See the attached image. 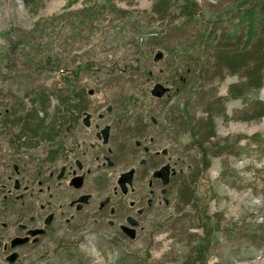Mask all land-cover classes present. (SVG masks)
<instances>
[{
	"label": "rangeland",
	"instance_id": "obj_1",
	"mask_svg": "<svg viewBox=\"0 0 264 264\" xmlns=\"http://www.w3.org/2000/svg\"><path fill=\"white\" fill-rule=\"evenodd\" d=\"M197 1L203 7L215 4V0ZM66 5V0H47L38 8H29L22 0H0V111L12 105L14 95L23 97L29 106L27 95L33 94L22 76H16L15 80L14 74L6 77L10 63L7 53L13 44L20 45L15 47L17 53L33 54L36 49L46 48L60 57L74 56L70 68L88 60L97 68L96 74L86 70L80 73L79 85L87 92L89 110L82 114L73 131L65 135L72 146L69 158L45 166L44 183L35 175L42 148L29 150L34 157L28 152L25 153L29 157H24L11 149L0 134V187L13 194L15 203V211L10 215L0 213V261L10 264L9 257L16 254L17 261L13 264H182L190 241L196 234L198 238L191 246L197 245L203 231L192 227L188 216L177 211L173 196L169 202L163 199L164 184L158 172L168 165L176 171L181 167L187 171L196 150L188 131L190 121L179 118L184 125L175 136L168 129L174 126L176 110L186 104L195 119L205 116L203 109L207 102L227 95L228 85L238 77L227 76L220 83L214 77L206 82L200 79L186 95L184 92L183 96H172L169 62L175 56L161 44L145 43L150 33L160 34L166 24L150 18L152 0L118 2L129 10L128 18L100 17L96 27L76 36L77 42L71 46L61 37L64 22L58 23L52 34L47 29L52 17L66 11ZM86 5L80 1L71 9L82 10ZM198 25L195 30L204 27V23ZM190 39L194 47L189 42L183 46L186 54L200 55L202 48L194 38ZM164 42L172 45L170 39ZM140 43L141 47L144 44L148 47L143 53L137 47ZM11 55L16 56V52ZM138 57L141 70L127 73L120 70L129 65L135 68ZM205 59L202 56L206 63ZM42 81L34 84L38 87ZM43 84L51 90V111L56 103L51 93L63 88L64 83L53 71ZM158 84L165 88L162 93L154 92ZM257 95L264 100V86ZM129 98L128 107H121L120 102ZM243 105L241 99H230L226 103L230 119L215 116L217 136L256 135L257 139L240 141L241 149L236 148V155L212 157L209 169L199 172L197 177L195 191L200 205L207 206L214 227L219 226L221 218L220 224L225 229L214 232L207 264H264V241L249 236L254 228L264 225V117L258 121L233 118ZM116 119L125 121L126 127L135 128L133 122L143 127L140 132L135 131L140 136H133V131L127 137L135 150L117 153ZM213 141L219 143L217 138ZM145 146L147 150H142ZM23 160L27 163L17 171L25 176H15L16 171L10 173V166ZM61 167H65L63 174ZM132 169L131 182L123 181V176ZM97 177L105 178L106 186L98 184L101 178ZM75 178L80 180V187L73 185ZM121 225L134 227L135 238L122 232ZM33 229H44V235L31 237L27 245L11 247L15 237L30 235L29 230Z\"/></svg>",
	"mask_w": 264,
	"mask_h": 264
},
{
	"label": "trees",
	"instance_id": "obj_2",
	"mask_svg": "<svg viewBox=\"0 0 264 264\" xmlns=\"http://www.w3.org/2000/svg\"><path fill=\"white\" fill-rule=\"evenodd\" d=\"M45 1L47 0H22L23 4L29 8H38ZM66 1V11L52 17L53 22L51 20L47 29L52 30L50 31L52 34L55 32L54 29L58 23L64 22L61 37L65 38L62 39L67 46L75 44L77 42L75 37L84 30L96 27L95 24L100 17L108 15L117 16L121 19L128 18L129 10L120 7L118 2H134V0ZM80 1L87 4L84 9H71ZM218 3L219 5H217ZM210 4L213 7H203L197 0H152L150 18L166 24L160 34L156 35L152 32L145 41L147 45L161 44L171 55L175 56L173 61L169 62L172 79L168 83L173 87L172 96H183L184 92L186 95L187 91L196 86L200 79L206 82L214 77V79H219L220 83L227 76L238 77L236 82L228 85L227 95H219L215 101L207 102L203 109L205 116L195 119L189 110V105L186 104L180 110H176L174 126L172 125L168 129L175 136L179 127L184 125L180 119L183 117L186 121H190L191 127L188 131L192 138L191 145H194L196 150V156L189 163L190 167L187 171H182V167L176 171L168 165L158 172L162 176V183L164 184L161 192L163 199L169 202V198L173 196L177 211L188 216L192 227L195 226L194 228H200L203 231V236L199 237L197 245L191 246L198 238L196 234L190 241L188 254L182 264H207V258L213 245L214 232L225 230L220 224L221 218H219V226L214 227L211 216L207 212V206L200 205L201 201L195 191L199 172L209 169L212 157H221L225 153L236 155L234 152H237L236 148L241 149L240 141L244 138L257 139L256 135L247 138L240 134L233 137H218L214 121L215 116L218 115L224 120L230 119L226 111V103L230 99H241L244 105L234 112L233 118L242 121H258L264 117V100L257 95L264 86V0H215V4ZM199 23H204V27L201 28L200 26L199 29L195 30ZM132 26H137V22ZM190 38H194L196 45L202 48L200 55L196 53L186 54L187 49L183 46L189 42L190 47L192 45L194 47ZM166 39L172 41L171 46L164 45ZM15 44L17 43L15 42ZM146 44L141 47L140 43L137 46L139 51L143 53L144 49H148ZM18 46L20 45H11L7 53L10 63L7 65L6 77L14 74L12 80H15L16 76L20 78L22 76V81H26L27 85L31 86L30 91L33 94L27 95L30 97L29 106L23 97L14 95L12 105L4 106L1 109L0 134L11 149L24 157L30 156L32 158L34 156L29 153V150L42 148V158L39 157L40 155L38 156L39 167L36 168L35 175L37 174V179L44 183L46 181L44 178L45 166L57 165L60 161H67L69 158L72 146L69 144V138H66L65 135L68 134L67 132L73 131L82 114L89 110L87 92H85V88L79 85L80 73L86 70L90 74H96L97 68H94V63L89 60L84 64L70 68L75 62L72 61L75 59L74 56L60 57L59 54H53L46 48H40V52L36 49L33 54L30 52L17 53L15 47ZM13 52H16V56L11 55ZM17 54L21 55L23 60ZM26 55L29 56L25 57ZM202 56L204 59L207 57L206 63L202 60ZM141 66V59L138 57L135 68L133 65H129L126 69L120 70L127 73L128 71L141 70ZM53 71L58 74L59 80L64 83V87L56 88L51 93L55 96L56 103L53 109L49 111L52 105L49 95L51 90L43 82ZM145 74L148 73L145 72ZM39 79H43V81L36 87L34 83ZM164 90L163 85L158 84L154 92L162 93ZM128 100L130 103V98L126 101H119L120 106L128 107ZM133 123L137 125L135 128L126 127L125 121L115 120L114 141L117 146V153H122L129 148L135 150V147L128 144L127 137L130 133L133 134V131L140 132L143 127L139 126L138 122ZM163 128L162 130L165 129ZM135 133L133 134L135 137L141 135ZM216 138L219 139V143L213 141ZM137 143L140 144L139 141ZM142 148V150H147V146ZM25 152H28L29 156ZM25 163H27L25 160L20 163L14 162L13 166H10V173L13 172L14 174L16 171L15 176H25L21 174L22 171H17L22 169V165ZM148 164L147 167H150V163ZM60 171V174H63L65 167H61ZM133 174L134 169L126 173L122 180L131 182ZM99 178L101 179L99 180ZM99 178L97 177L98 184L106 186L105 178ZM16 185L18 187V184ZM3 188L0 187V213L2 212L6 216V214L10 215V212L15 211V203L12 200L13 194L6 193ZM50 220V217L47 218L46 225ZM257 227L254 228L251 235L249 233V236L255 241H264V225ZM44 232L43 229L36 236L44 235ZM29 242L30 240L19 246L27 245ZM16 257V254L9 257V260L10 258L14 259L10 264L16 263Z\"/></svg>",
	"mask_w": 264,
	"mask_h": 264
},
{
	"label": "water",
	"instance_id": "obj_3",
	"mask_svg": "<svg viewBox=\"0 0 264 264\" xmlns=\"http://www.w3.org/2000/svg\"><path fill=\"white\" fill-rule=\"evenodd\" d=\"M73 185L75 187H80L81 186V183H80V180L78 178H75L74 179V182H73ZM122 231L124 233H126L131 239H134L135 236H136V229L132 226H129V225H121L120 226ZM43 229H33L30 231V235H27L25 237H15L12 242H11V247H15L19 244H23L27 241H29L31 239L32 236H36L38 235L39 233L42 232ZM13 258H10V262H13ZM0 264H3L1 261H0Z\"/></svg>",
	"mask_w": 264,
	"mask_h": 264
},
{
	"label": "flooded vegetation",
	"instance_id": "obj_4",
	"mask_svg": "<svg viewBox=\"0 0 264 264\" xmlns=\"http://www.w3.org/2000/svg\"><path fill=\"white\" fill-rule=\"evenodd\" d=\"M33 237V236H32Z\"/></svg>",
	"mask_w": 264,
	"mask_h": 264
}]
</instances>
